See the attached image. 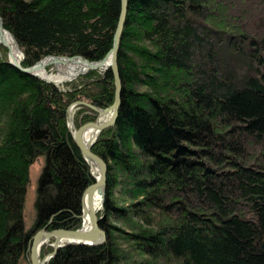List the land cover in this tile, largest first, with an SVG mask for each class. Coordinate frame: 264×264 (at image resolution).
Returning <instances> with one entry per match:
<instances>
[{"label": "trees", "instance_id": "16d2710c", "mask_svg": "<svg viewBox=\"0 0 264 264\" xmlns=\"http://www.w3.org/2000/svg\"><path fill=\"white\" fill-rule=\"evenodd\" d=\"M127 2L117 116L91 146L107 163L96 214L105 238L60 246L46 264H264V0ZM119 8L0 0V19L26 68L47 54L103 58ZM113 80L93 69L59 87L8 63L0 44V264H30L38 229L82 225L94 178L67 107H107ZM72 107L75 126L95 120ZM41 155L26 227L29 165ZM51 250L44 243L38 255Z\"/></svg>", "mask_w": 264, "mask_h": 264}, {"label": "water", "instance_id": "95a60500", "mask_svg": "<svg viewBox=\"0 0 264 264\" xmlns=\"http://www.w3.org/2000/svg\"><path fill=\"white\" fill-rule=\"evenodd\" d=\"M127 0H119V12H118V18L116 20L115 23V28H114V32H113V42L111 47L109 48V55L105 54L103 56V58L99 59V60H92L89 61L86 58H84L83 56L80 55H70V56H66V55H51V54H47L46 56H43L42 58H40L39 60H37L34 64H32L31 66H27L26 68L22 67L21 65H19L18 62L13 61L8 59V62L17 67L18 69H20L22 72L24 73H29L32 75H35L34 71L37 70L38 68H44L45 66H47L48 64L51 63H59V62H64V61H70V60H74L78 63H83L85 64L86 68L85 70L82 71H77L75 74H82V72L88 70V69H93V68H100V67H107L109 66L111 69V72H113V84H114V99L113 102L108 105L106 108L102 109L96 106H90L89 104H87L89 107H92L94 111L96 112H100V113H106V111H111L109 118L106 119L103 122H99L97 123L96 120V116H95V120L94 121H87L84 122V124H80L78 126H75L72 123V119L70 118V114H69V107H67V127L68 130H70L71 133V138L72 141H74L79 149V151L81 152L83 158L85 159V161L87 162V158L90 159L91 161L95 162L98 165V176L97 179L87 185V188L82 192L81 195V199H80V208H81V214L80 217H87V219H89V230L85 231L81 229V226L77 229H62V228H55L54 230H45L44 228L38 229L34 232L31 240H30V246H29V261L30 264H42L43 260L46 258L48 259L50 256L54 255V252L56 251L57 247L63 245V244H67V243H72V244H78V243H82V244H100L104 241V231L99 228L98 226V219L96 217V208L93 207V199H92V192H96L100 189V187L102 188V194H103V190H104V181H105V170H106V164L105 162H103V160L96 154H94L93 152H91L90 150V144H86L84 143V141L82 140V133L84 131V129L86 127H90L93 126L98 130H101L104 127H107V125H111L112 123H114L115 119H116V114H117V108H118V104H119V99H120V88H121V83L119 80V75L117 72V61H116V52L118 49V45H119V40H120V35L122 33L123 30V24L125 21V13H126V9H127ZM2 30H5L2 27V21L0 19V44H5L4 43V38H3V32ZM7 31V30H6ZM8 32V31H7ZM10 34V32H9ZM11 36V34H10ZM12 38V36H11ZM13 40V38H12ZM5 46V45H4ZM20 52V50H19ZM21 54V52H20ZM22 59V56H21ZM20 59V60H21ZM43 59H47L48 62L46 64L42 63ZM38 76V75H37ZM42 78V77H41ZM44 79V78H43ZM46 80V79H44ZM46 81H51L52 83H54L52 80L48 79ZM75 103H79V101H76ZM97 115V114H96ZM84 196L86 198H84ZM85 199V200H84ZM85 201V203L83 202ZM83 221V219H82ZM72 238L75 241H67L64 243H58L59 239L62 238ZM48 238H52V250L48 253L45 254V256L43 258H41V260L39 259V255H38V249H39V245L40 243H42L45 239Z\"/></svg>", "mask_w": 264, "mask_h": 264}, {"label": "bare ground", "instance_id": "6f19581e", "mask_svg": "<svg viewBox=\"0 0 264 264\" xmlns=\"http://www.w3.org/2000/svg\"><path fill=\"white\" fill-rule=\"evenodd\" d=\"M128 1V0H127ZM128 3V2H127ZM3 27V26H2ZM3 32V38H4V43L5 44H2L8 51V55H9V59L13 61H16V62H20L22 59H21V56L23 58V54L21 52V50L18 48L17 44L15 43L14 39L12 40L9 32H7L6 30H2ZM121 37V35H120ZM121 40V39H120ZM120 40H119V44H120ZM119 47V45H118ZM20 50V52H19ZM110 51V50H109ZM118 53H119V50L117 49V52H116V61H117V58H118ZM109 55V52L107 53ZM21 59V60H20ZM48 62L47 59H43L42 63L46 64ZM9 63V62H8ZM50 67V69H47V67ZM48 67V68H49ZM116 67H117V72H118V61H117V64H116ZM86 66L85 64L83 63H78L74 60H70V61H64V62H59V63H51V64H48L47 66H45L44 68H38L37 70L34 71L35 75L34 76H37L38 77H42L41 79H50L54 82V84H60L62 82H66V81H70L71 79L75 78L77 75H80V74H75L77 71H82V70H85ZM110 69L109 66L107 67H100V68H93V69ZM93 69H88V70H93ZM87 71V70H86ZM85 72V71H84ZM83 73V72H82ZM113 73V72H112ZM32 75V74H31ZM118 75H119V72H118ZM43 79V80H44ZM119 80H120V75H119ZM66 84V83H65ZM121 90V88H120ZM120 94V92H119ZM121 97V95H120ZM75 104V102L71 103L68 107H69V114H70V118L72 119V113H73V110L74 108L72 107L73 105ZM78 104V103H77ZM79 104L82 106H87V108L89 107L87 104H89L90 106H96V105H93L92 103L90 102H87L85 100H81L79 101ZM119 104H120V99H119ZM118 104V105H119ZM78 106V105H77ZM92 107H89L90 109L93 110ZM97 107V106H96ZM119 107V106H118ZM100 108V107H99ZM102 109L106 108V107H101ZM76 110V109H75ZM118 110V108H117ZM77 111V110H76ZM94 111V110H93ZM96 112V111H95ZM110 112L111 111H106V113H100V112H96L97 114V120L96 122L99 123V122H103L105 121L106 119L109 118V115H110ZM75 113V112H74ZM67 114V112H66ZM74 116V115H73ZM117 116V114H116ZM115 116V117H116ZM66 119H67V115H66ZM116 120V119H115ZM68 121V119H67ZM115 122V121H114ZM72 123H73V119H72ZM74 124V123H73ZM76 124V123H75ZM84 124V123H83ZM113 124V123H112ZM111 124V125H112ZM107 126H110V125H107ZM104 128H107V127H104ZM104 128H102L101 130H103ZM101 130H98L96 129L95 127L93 126H90V127H86L82 133V140L84 141V143L86 144H90V150H91V146L93 145V143L95 142L96 140V137L98 136L99 132ZM74 142V141H73ZM75 143V142H74ZM76 144V143H75ZM92 152V151H91ZM94 153V152H93ZM95 154V153H94ZM97 155V154H96ZM100 157V156H99ZM101 158V157H100ZM102 159V158H101ZM103 160V159H102ZM103 162H105L103 160ZM88 165H89V169H90V174L92 175V177L94 178V181L97 179V176L99 175L98 174V165L91 161L90 159L87 158V162H86ZM106 164V163H105ZM106 169H107V164H106ZM105 174H106V170H105ZM105 180H106V175H105ZM104 184H105V181H104ZM86 189V188H85ZM104 191H105V185H104V190H103V194H102V188L100 187V189L96 192H92V199H93V207L96 208V214L97 212L102 209V202H103V199H104ZM84 198H86L84 196ZM85 200V199H84ZM85 203V201H83ZM97 219H98V222H99V217L98 215H96ZM81 219H83L82 221V225H81V229L82 230H85V231H88L89 230V219H87V217H82ZM100 228V227H99ZM45 229V228H44ZM63 229V228H62ZM46 230V229H45ZM54 230V229H52ZM104 231V230H103ZM104 237H105V231H104ZM51 238H48V239H45L42 243H40L39 245V249L40 247L43 245V243L46 241V240H49ZM67 241H75L74 239L72 238H62V239H59L58 240V243H64V242H67ZM52 244V242H51ZM67 244H72V243H67ZM67 244H63V245H67ZM61 245V246H63ZM52 246V245H51ZM60 247V246H59ZM58 248V247H57ZM39 249H38V253H39ZM55 253V252H54ZM53 256V255H52ZM39 259L41 260V257L38 256ZM51 257V256H50ZM49 257V258H50ZM43 258V257H42ZM48 258V259H49ZM48 259H44L42 264H46V261Z\"/></svg>", "mask_w": 264, "mask_h": 264}, {"label": "rangeland", "instance_id": "374dc122", "mask_svg": "<svg viewBox=\"0 0 264 264\" xmlns=\"http://www.w3.org/2000/svg\"><path fill=\"white\" fill-rule=\"evenodd\" d=\"M7 55H8V51H7ZM9 57V55H8ZM10 58V57H9ZM8 58V59H9ZM51 66L48 68L50 69ZM63 83V82H62ZM62 83L60 84H56L57 86H61L62 87ZM97 117V115H96ZM43 160V156L41 155L40 157H38L36 160H34L32 163H30V167H29V172H28V177H29V182L26 186V192L24 194L23 200V222L25 223L26 227H29L32 225V223L34 222V210H33V201H34V194H35V184H36V180H37V175L40 171L41 168V163ZM107 164V163H106ZM53 241V239H49L46 240L44 243L50 244ZM43 243V245H44ZM30 262V261H29ZM21 264H26L25 262L21 263Z\"/></svg>", "mask_w": 264, "mask_h": 264}]
</instances>
